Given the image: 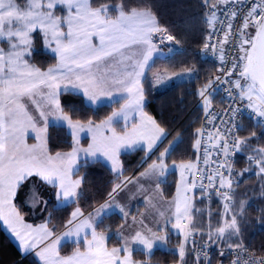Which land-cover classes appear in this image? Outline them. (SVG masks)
I'll return each instance as SVG.
<instances>
[{
  "label": "snow or ice",
  "instance_id": "snow-or-ice-1",
  "mask_svg": "<svg viewBox=\"0 0 264 264\" xmlns=\"http://www.w3.org/2000/svg\"><path fill=\"white\" fill-rule=\"evenodd\" d=\"M200 7L201 23L208 29L202 30V52L210 51L218 58L223 75L208 80L196 95L202 100L206 118L213 117V121L209 96L216 82L230 85L228 97L239 102V107L229 106V119L221 121L222 129L214 133L198 129L194 133L193 147L197 153L201 151V138L206 139L203 157H198L205 167L213 150L217 157L225 158L224 162L217 158L210 173L193 162L170 166L167 161L179 146L175 141L149 163L163 146L167 133L144 110L142 81L155 66V57L163 55L159 44L167 42L168 52L172 53L176 51L173 42L179 43L167 28L159 26L152 0H0V221L25 253L34 252L38 264H148L135 261L133 253L141 251L151 256L154 246L159 247L166 240L159 233L169 224L184 236L179 246L180 264H185L186 246L194 232L208 241L207 247L222 246L218 258L234 256L230 264H264V255L257 256L243 241L245 202L235 201V188L245 172L259 177L260 196L264 198V145L253 146L264 141V0H200ZM157 33L158 43L153 38ZM36 35L42 39L44 52H50L57 60L56 66L42 70L32 63ZM226 51L236 55L226 60ZM185 75H196V71L189 69L175 79ZM173 79L167 77L168 81ZM163 81V77L157 76L156 83ZM62 95L70 97L65 100L68 105L76 103L71 97H86L94 105L104 104L102 98H106L108 107L113 103L120 106L100 123L88 120L83 124L64 114ZM244 111H248L253 129L247 136L241 135L245 127L236 120L237 114ZM49 116L65 122L71 130L75 142L71 152L50 153L46 139ZM40 123L43 126L37 127ZM257 127L260 134L254 130ZM81 132L91 133L92 142L86 148L80 147ZM30 133L35 134L37 143H27ZM137 147L146 152L141 161L145 170L139 172V177L155 179L156 188L170 169L180 170L181 179L172 202L174 211L164 227L158 226L154 231L147 227L145 219L137 221L133 217L128 221L129 212L116 205L124 223L115 234L117 246L109 247L111 228L98 231L103 224L102 214L113 207L112 202L129 184L139 183L129 178L116 184L108 193L109 200L93 213L85 215L76 207L62 224V234L56 235V228L50 227L49 201L43 198L41 189L50 187L61 205L76 204L82 195L84 178L73 176L78 174L81 153L93 161L99 157L109 161L119 179L123 175L120 150ZM242 152L249 153L248 166L234 173L233 154ZM197 171L202 179L190 180L189 176L194 177ZM206 182L211 188L206 189ZM140 189L146 190L143 184ZM194 189H199L202 198L210 200L216 195L223 201L215 228L209 213L207 232L193 224L194 205L189 193ZM21 206L42 222L36 226L26 222ZM158 215L165 213L159 211ZM259 222L264 223V214ZM64 245L70 248L67 254H62ZM205 262L212 264L206 253L197 255L194 264Z\"/></svg>",
  "mask_w": 264,
  "mask_h": 264
},
{
  "label": "trees",
  "instance_id": "trees-1",
  "mask_svg": "<svg viewBox=\"0 0 264 264\" xmlns=\"http://www.w3.org/2000/svg\"><path fill=\"white\" fill-rule=\"evenodd\" d=\"M152 2L159 26L167 28L176 37L177 41H179L177 44L182 48V51L157 57L155 59V66L150 72H147L144 79L145 111L168 133L163 146L156 155L151 157L149 163L156 160L164 147L174 140L179 142V146L171 153L167 162H195L196 151L193 147V136L200 129L203 118V107L199 104L200 97L196 93L208 80H214L216 74V66L207 61L202 52L201 41L204 38L202 30L204 32L208 31L202 25L200 19L203 9L200 7V0H152ZM35 45L37 50L31 58V61L35 65L41 69H47L57 64V60L53 58V55L45 53L42 49V39L39 35L35 36ZM167 57L171 58L166 59ZM189 69H196V77L175 84L162 93L157 94L154 91V84L151 78L154 73L158 71L176 73ZM69 98L64 95L61 96V106L64 112L72 116L73 120H79L83 123H87L88 120L100 123L120 106L113 103L111 107H108V104L93 107L87 103L86 98L81 99L80 97H71L76 103L68 105L65 103V100ZM213 102H219L217 96L214 97ZM73 110L75 115H73ZM244 127L245 131L241 135L247 136L253 130L252 122L248 118L244 120ZM254 130L260 134L259 127ZM73 145L74 139L67 127L57 124L49 126L48 149L51 154L70 152ZM261 145H264V141H260L259 144H254L253 146ZM248 154L247 152H242L238 158L237 167L239 173L248 166L246 161ZM145 155L146 152L140 151V149L121 154L120 159L124 169L123 175L119 179H117L110 166L101 160L80 161L77 176L84 178L82 195L79 197L78 203L67 206H56L57 201L55 198L49 200L48 211L52 216L50 227L56 228V234H58L64 230L62 224L66 223L70 213L76 207H80L87 214L105 202L109 198L108 193L116 184L132 178L144 170L141 168V161ZM240 178L242 182L239 184V187L235 188V201L237 203L240 201L245 202V222L241 225L242 238L245 245L249 246L252 251L264 255V251H262L264 250V223L259 222L264 212L258 211L264 210V198L260 196L259 190L261 182L254 172H245ZM177 184V172L170 173L166 181L161 185L163 196L166 199L169 200L175 196ZM193 202H195V208L192 211L193 224L196 229H203L204 231L208 229L209 218L203 215L208 210L212 212L211 225L212 227H216L220 219L217 214L223 211V201H219L217 196L210 200L200 199L195 196ZM20 210L24 214V217L30 216V211L23 206H21ZM135 213L136 210L132 214ZM197 217L200 218L197 220ZM123 223L124 221L121 219V214L119 213H113L104 217L103 224L100 225L98 231H102L105 227L111 228L109 232V236L111 237L109 247L117 246L115 234ZM169 243L172 247H179L183 243L182 236L171 235ZM216 247L221 248L222 246L216 244ZM191 248L192 245H189V251ZM69 251L70 248L68 246H62V254H67ZM188 256V258L186 257L185 264H194L195 257ZM134 258L136 260L147 259L158 264L180 263L179 251L174 248L170 250L156 248L151 256H145L141 251H136L134 252ZM0 264H38L36 256H25L23 254L22 250L8 235L1 221Z\"/></svg>",
  "mask_w": 264,
  "mask_h": 264
},
{
  "label": "rangeland",
  "instance_id": "rangeland-1",
  "mask_svg": "<svg viewBox=\"0 0 264 264\" xmlns=\"http://www.w3.org/2000/svg\"><path fill=\"white\" fill-rule=\"evenodd\" d=\"M154 38V41L155 42H158V38L156 37V35L153 37ZM34 49H35V51L37 50V47H36V45H35V40H34ZM43 49V48H42ZM34 51V52H35ZM50 53V52H49ZM163 53L164 54H166L167 53V51H163ZM163 54V55H164ZM154 57H155V54H154ZM156 58V57H155ZM56 66V65H55ZM38 67V66H37ZM51 67H54V66H51ZM42 70H46V69H42ZM188 70H186V71H181V72H176V73H170V72H166V71H158V72H156V73H154L152 76H151V78H152V81H153V84H154V91L157 93V94H159V93H162V92H164V91H166V90H168L169 88H171L172 86H174L175 84H178V83H180V82H183V81H187V80H190V79H193L194 77H196V75H197V71H196V69H195V71H196V75H192V76H187V75H185V76H183V78H181V79H175V77L178 75V74H180V73H184V72H187ZM147 75V74H146ZM157 76H160V77H163L164 78V81L162 82V83H160V84H158V83H156V78H157ZM167 77H173L174 79L172 80V81H168L167 80ZM142 83H144V79H143V81H142ZM143 87H144V85H143ZM86 98V97H85ZM102 99H104V101H105V103L104 104H108L109 102L107 101V99L106 98H102ZM60 100H61V97H60ZM86 101H87V98H86ZM87 103L89 104V105H91V106H93V107H98V106H100V105H103V104H96V105H94V104H92L91 102H88L87 101ZM62 107V106H61ZM145 110V109H144ZM146 112V111H145ZM147 113V112H146ZM64 114L65 115H68L67 113H65L64 112ZM147 115H149V114H147ZM136 117H139V116H136ZM58 123H62L61 121H57L56 119H55V117L54 116H49L48 117V126H50V125H52V124H58ZM43 126V124L42 123H40V124H38L37 125V127H42ZM64 126V125H63ZM48 130V129H47ZM47 133L48 132H46V139H47ZM30 135H35L34 133H30ZM30 135H29V137H30ZM90 136H91V133H90ZM80 139V147H82V148H86L87 146L85 145V144H82V139L81 138H79ZM28 140H29V138L27 139V143L29 144V145H31V144H35V143H37V141L36 140H34V141H32V143L31 142H28ZM88 141H86V144L87 145H89L91 142H92V140H91V137H90V139H87ZM175 142H177V140H174ZM173 141V142H174ZM173 142H170V143H168L165 147H164V149L165 148H168L171 144H173ZM164 149L161 151V152H163L164 151ZM160 154V153H159ZM80 155H82V156H84L83 155V153H81ZM87 158H89L90 159V161H93L92 160V158L91 157H87ZM97 160H101V161H103L104 163H106V160L103 158V157H99ZM154 161H156V160H154ZM153 162V161H152ZM188 162H192V161H188ZM119 163H120V166L123 168V165H122V161H121V159H120V157H119ZM168 163V162H167ZM173 163H176V164H179L180 162H173ZM173 163H168L170 166L173 164ZM108 164V163H107ZM111 164V163H110ZM110 166V165H109ZM122 171H123V169H122ZM172 172H177V174H178V184H177V186L179 185V183H180V179H181V175H180V170L177 168V169H175V170H169V172L167 173V175H166V177H164V178H160L161 179V182L163 183V182H165L166 181V179H167V177H168V175L170 174V173H172ZM116 174V176H117V173H115ZM190 177L191 176H189V179H190ZM79 178H81L80 176H73V179H79ZM135 180H139V183H134V185L136 184V185H138V186H140L141 184H143V186L145 187L144 189H146V190H141V189H136L135 191H134V193H136L137 195H142V196H145V198H144V200H146V202H145V207H142V205H137L136 206V213H135V215H136V220L137 221H139L140 219H145V224L147 225V227H150V228H152L154 231L156 230V228L158 227V226H160V227H164V225H165V221L171 216V213H172V211H174V205H173V200H174V197L172 198V199H165L166 201L162 204V202H161V200H160V197H161V195H163V191H162V187H161V185L159 186V188H156V186H155V184H156V181H155V179H153V180H143V179H141L140 177L139 178H136ZM132 185L133 184H131L130 186H128V188L125 190V194H126V196H127V194L129 195V194H131L130 192L133 190L131 187H132ZM140 188V187H139ZM41 192L44 194L43 195V198L45 199V200H52V199H54L55 197H54V195H52V189L49 187L48 189H41ZM148 192L150 193V195L148 194ZM175 195H176V193H175ZM147 196H151L152 197V200H150V201H147ZM189 196L191 197V192L189 193ZM143 202V201H142ZM142 202H141V204H142ZM192 203H193V205H194V203L195 202H193V197H192ZM56 206H64V205H61V204H59L58 202L56 203ZM195 207H193V209H194ZM193 209H192V211H193ZM28 210V209H27ZM135 210V209H134ZM206 210V209H205ZM204 210V211H205ZM34 211V210H33ZM159 211H163L164 213H165V215L164 216H159L158 215V212ZM209 213L212 215V212L210 211V210H208V212L206 211V214H203L204 215V217L205 216H208V218H209ZM23 216H24V214H22ZM148 216H150V218L148 219ZM25 218V220L27 221V222H29V223H33V224H37V223H41L42 221L40 220V219H38L36 216H34L33 215V213H32V211H30V216H25L24 217ZM200 217H197V220L199 219ZM195 219V218H194ZM211 220H212V216H211ZM37 222V223H36ZM197 222V221H196ZM212 228H215L214 226L212 227ZM205 232H207V230L205 231ZM200 236V234L198 233V232H194L193 233V235L192 236H190L189 237V242H188V244H187V246H186V254H185V257H184V261L189 257L188 255H190L189 254V245L191 246V243H192V238H193V236ZM108 235H109V233H108ZM148 235H151L150 233H148ZM159 235H165L166 236V240L164 241V243L162 244V245H160L159 247H156V246H154V250L156 249V248H162V249H166V250H170V249H175V250H177V251H179V247H172L171 245H170V243H169V239H170V236L171 235H175V236H182V241H183V235L182 234H179L178 232H176V230H174V229H172L171 228V225L169 224V225H167V228H166V230L165 231H162V232H160L159 233ZM157 244H159V241H157ZM114 247V246H113ZM133 247L134 248H142V246H137V245H133ZM187 257V258H186ZM133 259L135 260V261H140V262H143V261H148V264H158V263H156V262H153V261H150V260H147V259H135L134 258V253H133ZM180 264V263H179Z\"/></svg>",
  "mask_w": 264,
  "mask_h": 264
},
{
  "label": "built area",
  "instance_id": "built-area-1",
  "mask_svg": "<svg viewBox=\"0 0 264 264\" xmlns=\"http://www.w3.org/2000/svg\"><path fill=\"white\" fill-rule=\"evenodd\" d=\"M159 34H157V38H159ZM159 46L161 47L162 50L168 51V44L167 42H165V44H159ZM175 49L176 51L174 52H178V51H182L181 47H178L176 45ZM226 49L229 46H225ZM236 55L235 52H227L225 54V59L226 60H230L232 57H234ZM204 57L206 58L207 61L211 62L212 64H214L216 66V75H223V73L220 71L219 69V61L218 58L213 56L212 53L209 51L208 53H204ZM230 87V85L226 84V83H220V82H216L213 86L212 89H210L211 95L209 96V100L211 101L209 110L213 113L214 116V121H213V117H207L205 116V109L203 107L202 104V100L200 98L199 104L203 107V118H202V123H201V127L200 129H204L205 133L208 132H215L216 129L220 128L222 129L224 127V124L221 123V121H227L229 119V115L230 113L228 112V108L231 105L233 108L235 107H239V102H233L227 94V89ZM218 97V101L217 103L213 102L214 97ZM248 111H244L242 113L237 114L236 120L237 123H243L244 124V120L245 118H248ZM212 121V122H209ZM206 143V139L205 138H201V151L199 153L196 152V159L195 162L198 166V168H204L206 172L210 173V171L212 169H214L216 167L215 165V160L218 158L221 162H224L225 158L223 157V155H220L219 157H217L214 152L215 150H213V154L210 155L209 157V165L207 167H205V165L198 161V157L202 158L203 157V148L205 146ZM207 146L211 149L212 148V143H207ZM241 153L233 154L232 157V162H233V170L234 173H239V169L237 167V162H238V158L240 156ZM195 171V170H194ZM220 171H223V169H220ZM191 179H195L196 181H200L202 179L200 173L197 171L194 177H190ZM239 180H241V178L239 177ZM206 189L211 188V185L208 184L206 182L205 184ZM192 195L195 197H199L200 199L202 198L201 195H199V189H194L192 192ZM216 197V195H213L211 198ZM218 197V196H217ZM203 199H208L206 197H204ZM208 241L206 239H201V236H194L193 237V246L191 249L190 254L196 258L197 255H204V253H206L208 255V257L211 258L212 260V264H220L221 259H223V264H230V260L234 259L235 257L232 256L231 254L228 255L227 258H218V253L221 250L220 247H216V244H212L211 247H207ZM216 255V256H215ZM257 256L262 255V254H258L256 253Z\"/></svg>",
  "mask_w": 264,
  "mask_h": 264
},
{
  "label": "crops",
  "instance_id": "crops-1",
  "mask_svg": "<svg viewBox=\"0 0 264 264\" xmlns=\"http://www.w3.org/2000/svg\"><path fill=\"white\" fill-rule=\"evenodd\" d=\"M157 34H159V33H157ZM156 34H154V36H155ZM160 35V34H159ZM159 49L161 50V47L159 46ZM163 52V51H162ZM164 54V53H163ZM168 54H170V53H166V54H164V55H161V56H166V55H168ZM160 57V56H159ZM32 58V57H31ZM157 58V57H156ZM155 58V59H156ZM33 63V62H32ZM37 66V65H36ZM148 114V113H147ZM150 116V115H149ZM153 118V117H152ZM135 119H136V122L137 123H139V117H135ZM154 119V118H153ZM155 120V119H154ZM74 122H75V120H73ZM156 121V120H155ZM157 122V121H156ZM81 123H83V122H81ZM83 124H86V123H83ZM57 125H64L65 127H67V125H66V123L65 122H62V123H58ZM120 127H122V125L121 126H119L118 128H117V131H119L120 130ZM47 129H49V126H48V128ZM67 129L70 131V133H71V130L67 127ZM47 132H48V130H47ZM166 132V131H165ZM167 133V132H166ZM34 136L33 135H30V137H29V140H28V142H31L32 143V141H34L35 139L33 138ZM90 133H88V132H81V133H79V138H81L82 140V144H85L86 146H88L87 144H86V141H88L87 139H90ZM167 137H168V133H167ZM166 141V140H165ZM164 141V142H165ZM75 143V142H74ZM159 143V142H158ZM47 147H48V133H47ZM137 149H139L138 147L137 148H131V149H121L120 150V154H119V157L121 156V154H123V153H126V152H132V151H134V150H137ZM71 152V151H70ZM65 153H68V152H62L61 154H65ZM54 155V154H53ZM82 160H90L89 158H87L86 156H82V155H79V158H78V160H77V170H78V168H79V166H80V161H82ZM108 163V165H110V168H111V164H110V162L109 161H107L106 160V164ZM122 168V167H121ZM122 169H124V168H122ZM145 170V169H144ZM143 170V171H144ZM114 173H116V172H114ZM116 175V174H115ZM74 176H77V175H74ZM134 180L136 179V178H139V174L138 175H136V176H134V177H132ZM131 184H129L128 186H130ZM160 185H162V182L160 183ZM128 186H127V188H128ZM140 186H138V185H134V183H133V185H132V191L130 192L131 194H127V196H126V194H125V191L124 192H122V193H120V195L119 196H117L116 197V200L115 201H113L112 202V204H113V207L112 208H110V209H108V210H106V214H102L103 215V217H105V216H107V215H110V214H113V213H119V214H121L120 212H119V208L118 207H116V205H119V206H123V207H125L126 208V210L129 212V216L127 217V219H128V221H131L132 220V218L133 217H135L136 218V215L135 214H132L135 210H136V206L137 205H142V207H145L146 205H145V202H146V200H144V198H145V196H142V195H137L136 193H134V191L136 190V189H140L139 188ZM126 188V189H127ZM145 188V187H144ZM125 189V190H126ZM148 194L150 195V193L148 192ZM147 201H150V200H152V197L151 196H147ZM165 197L163 196V195H161V197H160V200H161V202H162V204L167 200L166 198V200L164 199ZM109 200V198L105 201V202H103L102 204H100L99 206H97L95 209H99L100 207H101V205H103V204H105L107 201ZM143 201V202H142ZM141 202H142V204H141ZM94 209V210H95ZM135 209V210H134ZM94 210L93 211H91V212H89V213H93L94 212ZM88 214V213H87ZM87 214H85V215H87ZM122 215V214H121ZM150 218V216H148V219ZM25 219V218H24ZM26 221V220H25ZM2 222V221H1ZM27 222V221H26ZM29 223V222H28ZM33 224V223H32ZM39 223H37V224H33L34 226H36V225H38ZM2 225H3V222H2ZM3 227H4V229L6 230V226H4L3 225ZM120 230V229H119ZM64 231V230H63ZM62 231V232H63ZM130 231V230H129ZM6 232L8 233V235L11 237V239L18 245V247L22 250V248L20 247V244H19V241L11 234V232H10V230H6ZM62 232H60V233H58V234H56V235H61L62 234ZM125 235H127L128 233L127 232H125L124 233ZM183 242H184V236H183ZM22 252H23V254L25 255V256H28V255H34L35 256V254H34V252L33 253H25L23 250H22ZM38 259V258H37Z\"/></svg>",
  "mask_w": 264,
  "mask_h": 264
}]
</instances>
